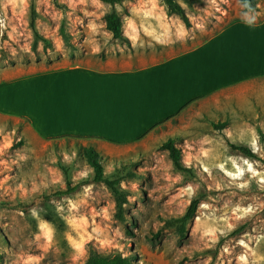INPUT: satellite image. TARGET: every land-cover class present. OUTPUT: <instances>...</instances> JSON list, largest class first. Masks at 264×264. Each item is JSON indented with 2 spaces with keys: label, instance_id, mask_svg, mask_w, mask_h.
<instances>
[{
  "label": "rangeland",
  "instance_id": "obj_1",
  "mask_svg": "<svg viewBox=\"0 0 264 264\" xmlns=\"http://www.w3.org/2000/svg\"><path fill=\"white\" fill-rule=\"evenodd\" d=\"M177 1L190 27L169 16L161 0L117 6L127 43L106 30L111 7L100 0H34L37 30L51 41L45 46L30 27L32 0H0V82L86 62L153 64L197 49L234 22L254 19L238 0H197L192 7ZM235 34L223 35L203 64L211 60L246 75L247 59L240 53L245 35ZM5 90L1 84L0 106ZM218 123L225 129L217 130ZM28 125L0 112V264H84L92 251L133 256L136 264H264V78L197 99L125 146L42 139ZM170 138L194 179L178 173L160 148ZM91 143L107 175L123 167L134 173L121 184L124 220L116 216L111 191L92 181V169L78 153V145ZM231 144L249 147L257 158ZM59 160L72 167L73 185L90 178L61 198L52 196L67 187ZM197 197L196 218L181 237L176 220Z\"/></svg>",
  "mask_w": 264,
  "mask_h": 264
},
{
  "label": "crops",
  "instance_id": "obj_2",
  "mask_svg": "<svg viewBox=\"0 0 264 264\" xmlns=\"http://www.w3.org/2000/svg\"><path fill=\"white\" fill-rule=\"evenodd\" d=\"M262 2L257 11L247 12L254 19L234 22L197 49L157 63L86 62L0 82L7 91L0 112L27 120L29 130L42 139L88 137L113 146L139 141L191 102L264 78ZM230 31L245 35L240 53L248 70L243 76H236L233 66L219 68L211 60L201 61ZM188 62L195 66L190 68Z\"/></svg>",
  "mask_w": 264,
  "mask_h": 264
},
{
  "label": "trees",
  "instance_id": "obj_3",
  "mask_svg": "<svg viewBox=\"0 0 264 264\" xmlns=\"http://www.w3.org/2000/svg\"><path fill=\"white\" fill-rule=\"evenodd\" d=\"M34 0H32L31 5V13H32V19L30 27L32 29V32L34 34L35 40L37 42H42L45 46H49L51 44V41L45 37H43L37 30L36 27V21H35V5ZM57 3V0H55ZM102 3L107 4L111 7V11L105 16V28L106 30L111 34L112 38L114 40L123 41L129 43V39L124 34L123 29V21L121 16L116 10L117 6H123L125 1H131V0H100ZM197 0H185V3L188 6H193V4ZM162 4L165 6L167 10V14L169 16L176 15L181 18V20L184 22L186 27L191 26V21L189 19V16L187 15V12L185 8L177 1V0H161ZM240 5L242 6L243 10L245 12H255L258 10V2L259 0H238ZM60 33L64 40L69 44L68 35L65 30V27L62 26L60 29ZM70 45V44H69ZM196 101V100H195ZM194 102V101H193ZM193 102H191L189 105H191ZM187 105V106H189ZM185 109V108H184ZM183 109V110H184ZM217 130H224L226 125L222 123H218L214 125ZM94 140L93 138L88 137H73V136H64L60 138H54L51 140ZM78 153L80 154L81 158L84 160L86 164H88L93 172L92 175V181L96 184H105L107 188L111 191L112 195L115 198L116 204H117V218L120 220L125 219V209L124 205L127 203V198L125 197V191L122 189V182L126 179L132 178L134 175L133 172H127L128 168L123 167L120 170H117L115 173H112L111 175H107L105 173V166L103 164L102 155L97 151L94 144H88L87 146H82L81 144L78 145ZM162 150L166 151L169 155L170 160L173 162V166L175 170L185 175L186 177H189V179H194L196 177L195 172L192 168H187V166L183 162L182 158V151L180 147L177 146V140L170 138L166 142H164L161 147ZM231 148L234 151H240L243 153L247 158H257L255 153L247 146H244L242 144H231ZM60 170L63 172L65 178H66V188L65 189H59L57 190L52 196L54 197H64V196H71L73 193H75L82 185L87 184L90 182V178H86L78 182L77 184L73 185L72 182V167L65 164L63 161H58L57 163ZM125 173V174H124ZM200 198L197 197L194 198L185 213L176 220L178 223V233L181 235V237H184L187 226L196 218ZM241 232V228L235 230L233 233H231V236L236 235ZM135 257H124L122 255H103L101 253H98L97 251H92L90 253V256L88 257L87 261L84 264H136L135 263Z\"/></svg>",
  "mask_w": 264,
  "mask_h": 264
},
{
  "label": "clouds",
  "instance_id": "obj_4",
  "mask_svg": "<svg viewBox=\"0 0 264 264\" xmlns=\"http://www.w3.org/2000/svg\"><path fill=\"white\" fill-rule=\"evenodd\" d=\"M69 240L71 241V238L69 237ZM74 243V242H73ZM77 248L79 247V245H75Z\"/></svg>",
  "mask_w": 264,
  "mask_h": 264
}]
</instances>
